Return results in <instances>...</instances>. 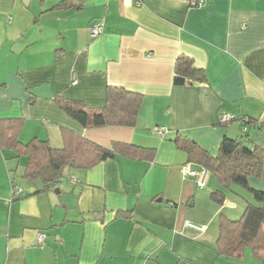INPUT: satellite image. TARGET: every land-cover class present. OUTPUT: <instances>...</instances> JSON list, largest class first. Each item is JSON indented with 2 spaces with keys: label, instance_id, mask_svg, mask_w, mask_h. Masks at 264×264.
I'll return each mask as SVG.
<instances>
[{
  "label": "crops",
  "instance_id": "crops-1",
  "mask_svg": "<svg viewBox=\"0 0 264 264\" xmlns=\"http://www.w3.org/2000/svg\"><path fill=\"white\" fill-rule=\"evenodd\" d=\"M94 23L102 30L91 37ZM180 55L204 82L174 83ZM107 87L140 96L133 125L84 127L57 103L103 107ZM242 117L263 129L245 134ZM0 119L22 121L23 144L63 148L67 133L153 150L67 166L43 190L21 180L26 156L0 148V264H262L250 248L218 254L219 216L238 219L252 195L232 186L222 204L212 200L216 177L177 138L211 156L224 136L264 140V0H0ZM248 185L264 192V161Z\"/></svg>",
  "mask_w": 264,
  "mask_h": 264
},
{
  "label": "trees",
  "instance_id": "trees-1",
  "mask_svg": "<svg viewBox=\"0 0 264 264\" xmlns=\"http://www.w3.org/2000/svg\"><path fill=\"white\" fill-rule=\"evenodd\" d=\"M174 72L175 76L193 82L205 81L204 71L195 67L192 59L184 55L176 58ZM105 98V105L99 108H88L83 102L59 97L57 103L84 127L134 124L140 105L138 94L122 88L107 87ZM246 125L263 129L256 121L248 118ZM21 126V120L0 119V148L11 150L17 156H26L27 163L20 178L28 184L39 183L43 190L53 186L67 166L87 168L115 153L131 159H147L153 155L152 149L121 142H113L112 148L106 149L79 135L67 133L64 134L63 148H52L47 141L39 139L23 144L18 140ZM183 140L177 138V143L188 153L189 160L210 171L220 185V189L211 194L212 200L222 204L226 192L232 186L245 189L253 198V203L246 205L238 219L219 216V235L216 241L218 254L239 258L245 248H250L251 256L264 264V192L248 185L249 177L261 174L264 140L258 136L245 135L240 140L224 136L216 156L209 155L191 141L180 142Z\"/></svg>",
  "mask_w": 264,
  "mask_h": 264
},
{
  "label": "built area",
  "instance_id": "built-area-1",
  "mask_svg": "<svg viewBox=\"0 0 264 264\" xmlns=\"http://www.w3.org/2000/svg\"><path fill=\"white\" fill-rule=\"evenodd\" d=\"M183 1H187L189 3V5L191 6H195V5H201L204 0H183ZM102 30V25L100 23H94L90 26L89 29V33L91 37H95L97 36ZM233 118L232 115L227 114V113H222L220 116V121L221 122H226V121H230ZM246 117H242L240 119V124H241V130L243 132L246 131L247 125H246ZM202 173L205 175L207 173V169L206 168H202ZM183 173L185 176H195L197 174V171L190 168L189 165L185 166L183 169ZM198 185L203 186L204 185V179H200L197 181ZM23 192V188L20 185L17 184H12V187L10 189V194L11 197L14 196H20ZM201 229H203V226L200 227ZM45 238V234L43 232L38 233L37 235V239H36V243L38 246H42L43 245V240Z\"/></svg>",
  "mask_w": 264,
  "mask_h": 264
},
{
  "label": "water",
  "instance_id": "water-1",
  "mask_svg": "<svg viewBox=\"0 0 264 264\" xmlns=\"http://www.w3.org/2000/svg\"><path fill=\"white\" fill-rule=\"evenodd\" d=\"M183 81H184V78L181 76H175V78H174L175 84H181V83H183Z\"/></svg>",
  "mask_w": 264,
  "mask_h": 264
},
{
  "label": "rangeland",
  "instance_id": "rangeland-1",
  "mask_svg": "<svg viewBox=\"0 0 264 264\" xmlns=\"http://www.w3.org/2000/svg\"><path fill=\"white\" fill-rule=\"evenodd\" d=\"M260 136H262L263 138H264V134H262V135H260ZM236 188H239L240 190L242 189L241 187H239V186H235ZM250 202H253V200L251 199V201Z\"/></svg>",
  "mask_w": 264,
  "mask_h": 264
}]
</instances>
